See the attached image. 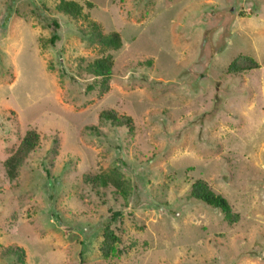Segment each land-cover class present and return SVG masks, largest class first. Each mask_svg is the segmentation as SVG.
I'll use <instances>...</instances> for the list:
<instances>
[{
	"label": "rangeland",
	"instance_id": "rangeland-1",
	"mask_svg": "<svg viewBox=\"0 0 264 264\" xmlns=\"http://www.w3.org/2000/svg\"><path fill=\"white\" fill-rule=\"evenodd\" d=\"M76 1L121 37L105 92L81 18L59 0H0V264H21L14 245L24 264H264V0ZM239 54L259 67L228 72ZM105 108L134 129L101 120ZM28 129L39 145L9 179ZM114 170L126 200L83 179ZM197 178L234 223L189 196ZM108 221L118 241L104 257Z\"/></svg>",
	"mask_w": 264,
	"mask_h": 264
},
{
	"label": "trees",
	"instance_id": "trees-1",
	"mask_svg": "<svg viewBox=\"0 0 264 264\" xmlns=\"http://www.w3.org/2000/svg\"><path fill=\"white\" fill-rule=\"evenodd\" d=\"M86 4L91 6L90 2H86ZM56 8L62 14L68 15L73 19L81 18L85 22V27L80 26L82 28L81 31L88 32L89 41L92 43L96 42L100 46L101 54L88 63V70L92 75L100 77V92L107 91V81L112 74V66L114 63L112 55L107 50H117L121 47L122 41L119 32L115 30L103 32L98 22L83 13V5L76 0H59ZM48 27L51 32L48 42L54 45L59 38L57 29L60 27V24L57 19H52L48 23ZM258 67L259 63L253 57L239 54L229 62L227 71L238 74ZM90 88L91 85H88L86 90L88 91ZM99 117L101 120L110 121L113 125L126 126L129 131L134 129L133 119L129 115L118 114L114 109H103L99 113ZM86 128L94 129L95 127L87 126ZM38 145L39 134L34 129L26 130L18 146L3 161L6 176L9 179H14L17 176L19 167L29 153L34 151ZM83 179L95 192L99 191L100 188L111 186L113 189L112 192L122 196L124 200L127 199L131 191L130 182L124 179L121 173L116 170L106 174L86 173ZM189 196L221 210L228 223L232 224L236 221L238 215L232 210V206L227 199L213 191L205 180L200 178L194 180L190 187ZM115 215L117 214L114 213ZM112 219L114 220V218ZM102 238L99 250L104 257H108L114 244L118 241V235L114 233L109 221L104 223ZM6 253L16 257L21 264H24L25 252L23 248L16 245L8 246Z\"/></svg>",
	"mask_w": 264,
	"mask_h": 264
}]
</instances>
